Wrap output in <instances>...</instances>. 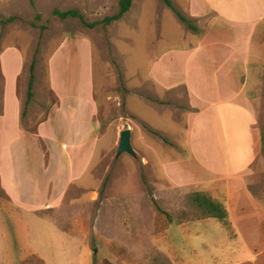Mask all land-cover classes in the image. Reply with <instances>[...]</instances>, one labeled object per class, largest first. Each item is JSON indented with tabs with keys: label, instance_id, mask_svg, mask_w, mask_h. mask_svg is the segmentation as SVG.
<instances>
[{
	"label": "rangeland",
	"instance_id": "1",
	"mask_svg": "<svg viewBox=\"0 0 264 264\" xmlns=\"http://www.w3.org/2000/svg\"><path fill=\"white\" fill-rule=\"evenodd\" d=\"M171 1L184 13L187 0ZM34 3L35 9L29 0H0V17L19 18L0 26V53L14 46L23 56L24 67L16 85L22 110L29 67L33 58L36 60L34 97L20 118V129L33 136L14 137L11 151L35 161L50 155V146L39 137L35 126L55 103L48 86L47 59L65 39L85 38L92 50L98 140L87 173L72 183L55 208L33 212L17 209L0 187V264H18L31 254L42 257L45 264H172L168 255L181 247L182 241L177 239H182L181 231H199L178 229V225L205 220L209 230L203 231L202 237L217 234V243L226 245L219 220L194 219L185 198L193 191L211 194L202 190L198 179L175 184L168 174L171 165L188 159L187 92L182 85L162 91L149 79L155 55L185 44L192 30L158 0H132L121 19L94 28L83 26L77 18L60 19L52 11L78 9L91 22L114 14L118 0ZM35 12L41 15L37 27L29 24ZM40 25L45 28L40 29ZM260 30L264 31V25ZM3 88L0 69V111ZM245 92L261 138L255 145L257 158L250 166L248 188L256 197L264 198V35L253 46ZM147 96L167 103L151 101ZM127 128L135 154L123 152L116 157L119 133ZM6 134H0V151ZM187 241L189 245L196 243ZM191 253L186 251L185 258L196 256ZM206 255L194 259L200 261Z\"/></svg>",
	"mask_w": 264,
	"mask_h": 264
},
{
	"label": "crops",
	"instance_id": "2",
	"mask_svg": "<svg viewBox=\"0 0 264 264\" xmlns=\"http://www.w3.org/2000/svg\"><path fill=\"white\" fill-rule=\"evenodd\" d=\"M186 3L182 14L198 31H192L182 46L155 55L149 79L162 91L184 86L191 108L185 128L188 159L171 165L168 174L175 184L198 179L202 190L224 205L228 229L217 221L227 240L223 245L217 243V234L202 237L209 230L208 220L178 225V229L199 231H181L182 239H177L182 245L168 257L172 264H264V198L248 188L250 166L257 158L255 145L261 138L245 92L253 46L264 35L260 30L264 0ZM23 67L19 48L1 51L0 134H7L0 151V187L17 209L33 212L55 208L72 183L87 173L98 140L97 104L89 41L65 39L47 59L48 86L55 103L35 126L50 146V155L36 161L15 155L14 137L33 136L20 129L22 104L16 85ZM191 239L196 243L189 245ZM186 251L196 256L186 259ZM205 253L206 263L194 259Z\"/></svg>",
	"mask_w": 264,
	"mask_h": 264
},
{
	"label": "trees",
	"instance_id": "3",
	"mask_svg": "<svg viewBox=\"0 0 264 264\" xmlns=\"http://www.w3.org/2000/svg\"><path fill=\"white\" fill-rule=\"evenodd\" d=\"M158 1L163 3L164 5H166L167 7H169L174 12V14L177 16L179 21L184 23V25L188 29L192 30L193 32L198 31V28L193 23V21L191 19L187 18L186 16H184L182 13H180L177 10V8L173 5L171 0H158ZM29 3L32 6V8L35 9L34 0H29ZM131 6H132V0H118V8L114 14L105 16L102 19L91 21V22L86 21L84 19V16L79 12L78 9L59 10V9L55 8V9H53L52 14L57 16L60 19L77 18L83 26L88 27V28H94L97 26L106 27V26L110 25L111 23L121 19L123 17V15L130 10ZM40 18H41L40 13L35 12L34 18L29 22V24L33 27H37L38 26L37 22L40 20ZM17 19H19V18L16 15H10L6 18L0 17V26L3 27V26H5V25L17 20ZM39 27H40V29L45 28L44 25H40ZM35 63H36V60H35V58H33L32 62L30 64V67H29L30 75H29V80H28L26 101L24 103V107H23V110L21 112V118L24 115L26 106L31 103V101L34 97L33 85H34V81H35V74H34ZM119 77H121L120 73H119ZM147 98L150 100H153V101H157V100L151 98L150 96H147ZM157 102H159L161 104L167 103V102H163V101H157ZM187 110H190V109H187ZM154 133L159 138H161L164 142L169 143L168 139L165 138L163 135H161L157 132H154ZM185 198H186V201L188 203V207L190 208L191 214L193 215L194 219L214 218V219H217V220H219L225 224L227 223V211H226L224 205L220 201L212 198L211 196H209L208 194H206L202 191L190 192L186 195ZM38 212L39 211H37L36 213L38 214ZM41 212H42V210L39 213H41ZM38 216H41V214H39ZM18 264H45V262L38 255L31 254V255L27 256L26 258L20 260L18 262Z\"/></svg>",
	"mask_w": 264,
	"mask_h": 264
},
{
	"label": "water",
	"instance_id": "4",
	"mask_svg": "<svg viewBox=\"0 0 264 264\" xmlns=\"http://www.w3.org/2000/svg\"><path fill=\"white\" fill-rule=\"evenodd\" d=\"M130 138H131V130L129 128L121 130V132L119 133V141L116 150V157H118L123 152L129 153L131 155L135 154L130 142Z\"/></svg>",
	"mask_w": 264,
	"mask_h": 264
}]
</instances>
